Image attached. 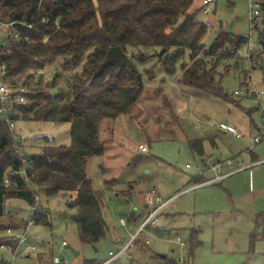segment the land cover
<instances>
[{"label":"rangeland","instance_id":"obj_1","mask_svg":"<svg viewBox=\"0 0 264 264\" xmlns=\"http://www.w3.org/2000/svg\"><path fill=\"white\" fill-rule=\"evenodd\" d=\"M201 6V0H195L190 11L197 10V18L210 24L201 39L205 45L209 46L219 31L249 36V0H215L209 13ZM254 47L257 48L256 42L251 49ZM241 50L243 55L249 51L244 46ZM188 55L189 51L178 66L190 63ZM238 56L242 61L240 67L237 58L231 57L222 60L217 68L223 76L227 98L182 83L177 78L181 75L180 68L174 75L160 69L156 79L148 77L151 71L144 76V89L133 115L103 120L100 139L107 142L106 150L87 162L93 187L102 194L108 224L105 237L94 245L83 244L77 224L70 217L74 210L67 205L72 193L60 191L49 196L41 193L38 202L43 212L48 211L47 217L44 222H35L31 229L33 242L39 247L37 259L43 257L41 264L46 263L49 255H66L71 264H86L87 260L101 264L110 251H117L131 239L150 212L145 206V196L152 189L163 200H169L159 215L158 225L148 227L111 264H165L164 254L178 264H264V228L257 224L256 218L264 213V163L250 164L220 182L193 187L196 177L203 179L200 172L207 157L235 159L236 165H241V160L249 164L264 158V143L255 147V156L245 152L247 140L255 133L261 117L257 98L233 94L241 83L243 69H247ZM149 64L145 67L152 69ZM59 65V60L53 61L43 74L32 68L18 74L13 83L26 90L30 89L27 85L33 86L41 79V87L50 85ZM30 75L33 77L29 78ZM58 83L63 85L62 80ZM258 86H262L260 80ZM44 90L52 94L57 91L51 86ZM220 122L234 123L246 135L245 139L220 130ZM12 129L22 143V151L28 153L39 151L47 142L56 145L71 142L69 122L20 120ZM195 138L202 139L201 155L190 147ZM140 144L148 150L142 151ZM208 177L210 174L205 175ZM5 205L6 212L25 221L32 216V205L24 200L9 199ZM177 236L185 245L176 241ZM64 239L80 252L78 256L69 246H61ZM2 255L6 254L0 249V258ZM27 259L23 258L22 264Z\"/></svg>","mask_w":264,"mask_h":264},{"label":"trees","instance_id":"obj_2","mask_svg":"<svg viewBox=\"0 0 264 264\" xmlns=\"http://www.w3.org/2000/svg\"><path fill=\"white\" fill-rule=\"evenodd\" d=\"M194 2L0 0L3 23L15 21L34 25L31 29L18 25L30 40L10 38L8 45L2 48L0 63L7 64L11 82L18 74L32 68L38 70L53 61L60 62L53 81L44 85L57 91L54 94L45 91L41 87L43 79L33 86L25 84L30 87L25 94L28 101L14 103L9 118L15 122H69L71 132L69 144L47 142L39 151L28 153L22 151V143L16 139L8 122L0 119V245L15 242L2 235L8 227L17 228L27 223L23 217L5 211L6 201L20 199L32 205V209L36 207L32 216L40 223L46 220L48 211L43 212L39 195L49 196L60 191H70L73 195L67 205L74 210L70 217L77 224L80 241L94 245L105 237L108 224L102 194L93 187L87 174V162L106 150L107 142L100 139L103 120L130 115L136 108L144 89L138 73L144 82V76L150 71L148 77L156 79L160 69L170 75L180 70L177 78L187 86L209 95L228 97L218 65L225 58L234 57L240 67L242 61L238 52L248 43L249 37L219 31L212 43L205 45L201 39L210 24L197 18V10L190 11ZM262 2L264 14V0ZM261 33L264 48V28ZM115 45L121 46L130 56L138 72L121 66L116 60L93 80L94 72ZM157 48L159 51L154 53ZM162 49H165L163 54L157 53ZM187 51L190 63L178 66ZM147 64H152V69L145 67ZM246 74L243 69L239 87L243 86ZM59 80L63 85H58ZM190 147L200 155L204 152L200 138L191 140ZM6 177L10 180L9 186L5 184ZM263 215L258 214L256 218L257 224L264 228ZM165 261V264H178L167 256ZM86 264L97 263L87 260Z\"/></svg>","mask_w":264,"mask_h":264},{"label":"built area","instance_id":"obj_3","mask_svg":"<svg viewBox=\"0 0 264 264\" xmlns=\"http://www.w3.org/2000/svg\"><path fill=\"white\" fill-rule=\"evenodd\" d=\"M215 0H202V9L205 13L211 11V4ZM250 10V34L249 41L244 47H248L249 51L246 55L242 54L240 49L238 54L245 60L247 64V74L243 77V86H240L234 89L233 94L239 97L246 96V98H257L259 102L258 111L261 117L260 123L256 124V130L254 134H251L247 141V149L245 152H249L257 145L264 143V48L261 44V31L264 28V14H263V2L262 0H249ZM47 21V19H44ZM18 25H23L28 29L33 28V23H17L15 21L9 23H3L0 20V57L2 55V48L8 45L9 39L19 40L22 37L30 40V36L27 33H23V30L18 27ZM6 28H9L6 30ZM255 34L254 38L251 36ZM255 39V41H254ZM256 42L257 48L251 49L253 44ZM45 69L40 68L39 73H44ZM9 71L7 64L5 62L0 63V119L6 120L10 126V129L15 125V121L11 120L10 112H12V106L16 104H24L28 101L26 97L27 90L23 86L11 83L9 76ZM258 80L261 81L262 86H258ZM255 125V124H254ZM218 128L224 132L234 134L238 138L245 139L246 135L241 132L234 123L220 122ZM139 148L142 151H147L148 148L141 144ZM235 159L227 160H213L211 157H207L202 161L204 168L200 172L201 175L206 173H211V177L206 179L201 183H196L193 187H198L202 184H210L213 182L221 181L222 179L234 175V173L248 168L249 165H236ZM253 163H264V159L258 162ZM251 163V164H253ZM189 166V165H188ZM25 171V168L22 169ZM22 171V172H23ZM6 186L10 185V180L6 177L5 179ZM192 188V187H190ZM146 203L149 206L150 212L144 217L140 222L137 231L131 235V239L121 245L117 251H110L109 257L104 260L101 264H111L117 258H119L127 249L133 246L136 243V240L140 234L147 230L151 225H158L159 215L164 210L165 206L168 204L169 200H163L155 189L148 191L146 193ZM36 207L32 209V215ZM122 223L125 224V220H122ZM35 224V218L30 217L26 225L21 227H8L3 233V236L13 238L14 243H4L0 245V249L6 254L2 255L0 258V264H22V259L31 257L37 259L38 257V246L31 240L32 237V225ZM147 242H150L147 240ZM177 242L181 245H184V242L181 241L180 237H177ZM61 246H69V242L64 239L61 243ZM53 264H71L66 255H53L52 258Z\"/></svg>","mask_w":264,"mask_h":264},{"label":"water","instance_id":"obj_4","mask_svg":"<svg viewBox=\"0 0 264 264\" xmlns=\"http://www.w3.org/2000/svg\"><path fill=\"white\" fill-rule=\"evenodd\" d=\"M165 51V49H162L159 54H163ZM120 61L121 66H128L129 68L132 69V71L134 72H138V69L135 65V63L133 62V60L130 58V56L121 48V46L119 45H115L112 46L108 52H107V56L105 58V60L100 63L98 69L94 72L93 74V80L99 75L101 74L105 68L110 65L112 62L114 61ZM138 79L140 81V84H143V80H142V76L140 73H138ZM69 248L71 249V251L75 254V255H79L80 252L78 250H76L73 246H69ZM163 257H165V254L162 255Z\"/></svg>","mask_w":264,"mask_h":264},{"label":"crops","instance_id":"obj_5","mask_svg":"<svg viewBox=\"0 0 264 264\" xmlns=\"http://www.w3.org/2000/svg\"><path fill=\"white\" fill-rule=\"evenodd\" d=\"M141 145V144H140ZM260 145V144H259ZM254 149L255 148H253L252 150H250L249 152H246V153H250L252 156H255L257 153H255L254 152ZM240 158V157H239ZM90 159V158H89ZM264 159V158H263ZM263 159H259V160H256V161H253V162H258V161H260V160H263ZM244 162V160H241V165H249V164H251V163H253V162H250L249 164H244L243 163ZM206 174H210L211 175V173H206ZM205 174V175H206ZM200 175V174H199ZM198 175V176H199ZM205 175H201L202 177H203V179H202V181H200V180H198V181H196L195 179H199L198 177H196L194 180H195V184L197 183H201V182H203V181H205L206 179H208V178H210V177H208V178H205ZM225 179V178H224ZM224 179H222V180H224ZM221 180V181H222ZM217 182H220V181H217ZM214 183V182H213ZM202 185H205V184H202ZM202 185H200V186H202ZM195 186V185H194ZM166 200H168V199H166ZM145 202H146V200H145ZM169 203V202H168ZM168 205V204H167ZM166 205V206H167ZM145 206L146 207H148L149 208V206L147 205V203L145 204ZM165 206V207H166ZM257 217V216H256ZM258 223V222H257ZM178 237V236H177ZM32 238V241H34L33 240V236L31 237ZM177 241V240H176ZM185 243V242H184ZM185 245V244H184ZM166 256V255H165ZM41 258H43V257H40V259ZM52 258H53V255H49L48 257H47V260H46V263H44V264H53V261H52ZM40 259L38 258V259H34V258H31V257H29L26 261H25V264H41V261H40Z\"/></svg>","mask_w":264,"mask_h":264}]
</instances>
